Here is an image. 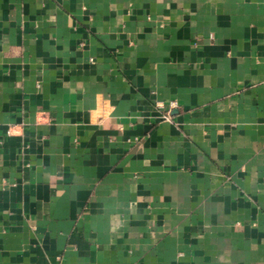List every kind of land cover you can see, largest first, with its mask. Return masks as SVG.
I'll use <instances>...</instances> for the list:
<instances>
[{"label":"crops","instance_id":"1","mask_svg":"<svg viewBox=\"0 0 264 264\" xmlns=\"http://www.w3.org/2000/svg\"><path fill=\"white\" fill-rule=\"evenodd\" d=\"M0 264H264V0H0Z\"/></svg>","mask_w":264,"mask_h":264},{"label":"built area","instance_id":"2","mask_svg":"<svg viewBox=\"0 0 264 264\" xmlns=\"http://www.w3.org/2000/svg\"><path fill=\"white\" fill-rule=\"evenodd\" d=\"M170 106H171L172 108H173V107L175 108L176 104L173 102V103L170 104ZM164 119L168 120V119H169V116L166 115V116L164 117Z\"/></svg>","mask_w":264,"mask_h":264}]
</instances>
